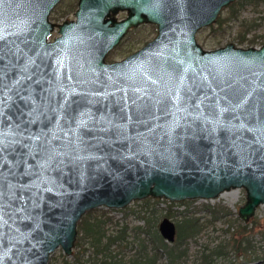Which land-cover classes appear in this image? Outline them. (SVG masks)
Masks as SVG:
<instances>
[{"label":"water","instance_id":"obj_1","mask_svg":"<svg viewBox=\"0 0 264 264\" xmlns=\"http://www.w3.org/2000/svg\"><path fill=\"white\" fill-rule=\"evenodd\" d=\"M236 0H0V264L72 256L83 216L149 197L264 203V44L205 49ZM126 12L125 18L118 14ZM157 33L107 60L130 29ZM59 35L51 39L52 34ZM168 242L176 224L164 217Z\"/></svg>","mask_w":264,"mask_h":264},{"label":"trees","instance_id":"obj_2","mask_svg":"<svg viewBox=\"0 0 264 264\" xmlns=\"http://www.w3.org/2000/svg\"><path fill=\"white\" fill-rule=\"evenodd\" d=\"M261 2L264 0H236L225 8L230 11L229 16H219L217 22L207 29L221 30L219 34L222 35L226 28L236 24L240 33L235 38L240 44L248 42L249 47L259 38L263 45L264 32L259 36L255 34L254 39L247 38L248 32L259 27L258 19L242 17L247 5L258 7ZM261 19L264 23V17ZM160 202L159 198L149 197L139 202L137 208L122 209L125 213L122 219L131 215L138 221L136 224L114 220L111 209L89 211L78 224L79 236L75 248L79 250L73 253L71 259L62 255L60 264H232L233 260L242 261L243 264H264V243L253 239L249 223H241L242 230L238 234L232 233L225 242L212 247L205 245L198 251L195 261L189 262L188 240L199 233L204 225L199 218L184 213L178 221L175 241L168 242L160 233L159 224L164 217L172 216L174 211L170 203L166 216L161 217ZM210 211L217 216L215 210ZM255 227L264 235L263 224Z\"/></svg>","mask_w":264,"mask_h":264},{"label":"rangeland","instance_id":"obj_3","mask_svg":"<svg viewBox=\"0 0 264 264\" xmlns=\"http://www.w3.org/2000/svg\"><path fill=\"white\" fill-rule=\"evenodd\" d=\"M77 8L78 0H61V2L53 9L50 19L55 23H61L67 19H74ZM229 14L230 11L225 10L224 8L221 11L220 16L222 18H227ZM118 15L119 17H122L121 14ZM242 17L249 20L257 18L258 22L260 23L259 27L248 32V40H250V38L254 39L255 34L259 36L264 32V23L261 19L264 17V2H261L260 6L258 7L247 5L242 11ZM151 25L153 24H144V26L142 25L139 27L137 26L133 30L128 32V34L125 35L120 44L110 51L107 59L109 61L121 60L134 51L138 50L146 42L154 38L157 33V27L155 25ZM207 28L208 27H205L197 33L198 42L205 49H215L224 46L229 42L234 43L236 46L248 47V42L245 44H240L237 41V36L240 33V29L238 26H236V24L233 25L232 28H226L224 32L225 34L222 35L219 34L221 33V30H211ZM58 35L59 33L56 30L52 34L51 39L55 38ZM254 42L256 41L254 40ZM261 43L262 40H259L258 38L257 42L255 44H252L251 46L259 47L261 46ZM142 200L133 201L125 208L111 209L112 212H110V214L114 216V220L121 219L122 221L129 222L130 224H136L138 223V221L131 215L128 216L125 220L122 219L125 215L122 209H127L129 207L137 208L139 206L138 203ZM159 200L161 201L160 207L162 210L161 213L163 214L161 217L166 214L167 208H169V204L172 203L171 208L174 213L172 216L167 217L175 222L176 229L178 226V221L181 220V215L184 213L199 218L201 224L204 225L199 233L188 240L189 253L191 255L189 262L195 261V256L197 255L198 251L205 247V245H209L210 247H212L220 242H225V239H229L232 233L238 234L239 231L242 230L240 226L241 223L246 224V222H244V220H242L239 216V208L246 202V191L244 188H237L226 191L225 193L220 194L217 198L214 199H193L185 200L182 202H170L166 199ZM103 208L105 207H100L95 210L98 211L102 210ZM210 210H215L217 216L215 217L214 212ZM247 223H249L248 228L253 239L260 244L264 243V235L255 227V225H259L260 223L264 226V203L257 208L255 216L252 217L251 220ZM75 247L74 253L79 250ZM62 255H65L69 259H71L73 256L66 255L63 252L62 248H58L50 257L49 264H51V261L53 264H60ZM232 264L243 263L242 261L238 262L237 260H233ZM248 264L253 263L248 262Z\"/></svg>","mask_w":264,"mask_h":264},{"label":"flooded vegetation","instance_id":"obj_4","mask_svg":"<svg viewBox=\"0 0 264 264\" xmlns=\"http://www.w3.org/2000/svg\"><path fill=\"white\" fill-rule=\"evenodd\" d=\"M120 14H121L122 17H119V15H118V18H119V19L125 18V17L127 16L126 12H122V13H120ZM142 25H144V24H141V25H139V26H142ZM139 26H138V27H139ZM133 29H134V28L130 29V31L133 30ZM130 31H129V32H130ZM127 34H128V33H127ZM107 60H108V59H107Z\"/></svg>","mask_w":264,"mask_h":264},{"label":"bare ground","instance_id":"obj_5","mask_svg":"<svg viewBox=\"0 0 264 264\" xmlns=\"http://www.w3.org/2000/svg\"><path fill=\"white\" fill-rule=\"evenodd\" d=\"M225 193V192H224Z\"/></svg>","mask_w":264,"mask_h":264}]
</instances>
